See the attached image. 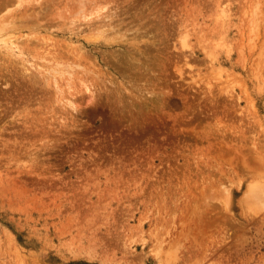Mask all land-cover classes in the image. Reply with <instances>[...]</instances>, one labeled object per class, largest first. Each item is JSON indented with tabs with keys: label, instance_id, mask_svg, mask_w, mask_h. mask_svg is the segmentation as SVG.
<instances>
[{
	"label": "rangeland",
	"instance_id": "374dc122",
	"mask_svg": "<svg viewBox=\"0 0 264 264\" xmlns=\"http://www.w3.org/2000/svg\"><path fill=\"white\" fill-rule=\"evenodd\" d=\"M0 28V264H264V0H0Z\"/></svg>",
	"mask_w": 264,
	"mask_h": 264
},
{
	"label": "bare ground",
	"instance_id": "6f19581e",
	"mask_svg": "<svg viewBox=\"0 0 264 264\" xmlns=\"http://www.w3.org/2000/svg\"><path fill=\"white\" fill-rule=\"evenodd\" d=\"M41 5V4H40ZM38 7V6H37ZM34 8V7H33ZM41 8V7H40ZM42 9V8H41ZM28 10V9H27ZM39 14V13H38ZM32 15V14H31ZM35 15H37V14H35ZM29 16V15H28ZM3 27V26H2ZM0 31H1V28H0ZM6 32H7V30H6ZM100 32V31H99ZM1 33H2V31H1ZM4 33V32H3ZM7 34V33H6ZM101 35V34H100ZM2 36V35H1ZM5 35H3V37H4ZM3 37L1 38V40L3 39ZM105 37H107V36H105ZM53 55V54H52ZM51 56V55H50ZM258 189V188H257Z\"/></svg>",
	"mask_w": 264,
	"mask_h": 264
}]
</instances>
